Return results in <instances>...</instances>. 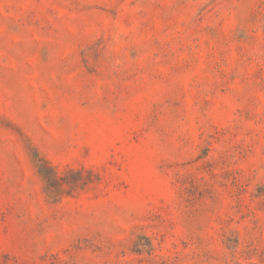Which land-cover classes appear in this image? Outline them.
I'll list each match as a JSON object with an SVG mask.
<instances>
[{
  "label": "rangeland",
  "instance_id": "374dc122",
  "mask_svg": "<svg viewBox=\"0 0 264 264\" xmlns=\"http://www.w3.org/2000/svg\"><path fill=\"white\" fill-rule=\"evenodd\" d=\"M0 264H264V0H0Z\"/></svg>",
  "mask_w": 264,
  "mask_h": 264
},
{
  "label": "trees",
  "instance_id": "16d2710c",
  "mask_svg": "<svg viewBox=\"0 0 264 264\" xmlns=\"http://www.w3.org/2000/svg\"><path fill=\"white\" fill-rule=\"evenodd\" d=\"M40 174L44 177L46 183H50V185L53 184L54 179H53V171L51 169H46L43 166L39 167Z\"/></svg>",
  "mask_w": 264,
  "mask_h": 264
}]
</instances>
